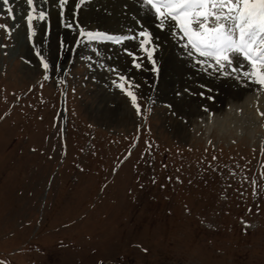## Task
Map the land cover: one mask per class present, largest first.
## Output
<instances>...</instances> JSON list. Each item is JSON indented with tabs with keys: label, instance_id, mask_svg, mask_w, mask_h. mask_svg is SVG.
Wrapping results in <instances>:
<instances>
[{
	"label": "rangeland",
	"instance_id": "1",
	"mask_svg": "<svg viewBox=\"0 0 264 264\" xmlns=\"http://www.w3.org/2000/svg\"><path fill=\"white\" fill-rule=\"evenodd\" d=\"M93 1L35 0L47 16L33 35L26 0H0V264H264V86H242L263 98L251 118L215 121L243 100L206 83L250 81L248 64L224 75L168 31L191 71L154 77L139 1L129 24L104 26Z\"/></svg>",
	"mask_w": 264,
	"mask_h": 264
},
{
	"label": "snow or ice",
	"instance_id": "2",
	"mask_svg": "<svg viewBox=\"0 0 264 264\" xmlns=\"http://www.w3.org/2000/svg\"><path fill=\"white\" fill-rule=\"evenodd\" d=\"M2 2L7 5L9 0ZM39 2L46 8L48 0ZM26 3L30 6L26 15L27 26L34 35V20L45 21L47 12L44 8L38 10L35 0H26ZM54 3L64 9L68 0H54ZM139 3L160 30L177 34L179 39L187 41L184 47L188 49V55L203 58L197 59L196 63L207 64L224 75L230 74L224 71L226 68L237 72L247 63L252 70L243 71V76L264 86V0H139ZM8 11L11 12V8ZM0 27L7 28L6 25ZM66 27L72 25L66 24ZM81 35L89 41L115 39L116 43L137 38L135 35L114 38L93 32H81ZM138 35L145 38L140 40L141 47L154 65V70L158 71L153 59L156 48L148 47L152 43L151 33L141 30ZM43 66L48 68L47 63ZM135 67L140 68L141 64L135 63ZM125 79L120 77L121 81ZM127 94L136 104V96L131 91Z\"/></svg>",
	"mask_w": 264,
	"mask_h": 264
},
{
	"label": "bare ground",
	"instance_id": "3",
	"mask_svg": "<svg viewBox=\"0 0 264 264\" xmlns=\"http://www.w3.org/2000/svg\"><path fill=\"white\" fill-rule=\"evenodd\" d=\"M134 1L136 3H138L139 0H134ZM99 4H100V6L101 5L102 6L101 7L99 6L100 7V8H98L99 13L96 16L98 18L94 22L102 24V26H104L107 23L110 24V25L117 24V23L120 24V25L121 24L125 25V23L129 24V22L131 20L132 21L134 20L132 18V14L135 13L137 16H139L138 13H137L138 12L137 11V7L138 6L135 5V4H132V3H128V0H106L105 3H104V1H102V2H99L98 5ZM124 5H129V7H128L129 10L124 9ZM125 7H127V6H125ZM71 8H72V11L75 10L74 5ZM50 13H51L50 22L52 23L51 27L52 28L54 27L53 31L50 32V34L53 33L54 36H56L55 38L57 39L59 34L57 32L56 25L59 23V20L61 19V16H60L61 14L59 12V8L58 7H57V10H56V7H55V9L50 11ZM141 13L145 15V16L142 15L143 19H141L144 22V25H147V26L151 27V29L153 30L152 33L159 40L158 44L157 43H155V44L159 45L158 48L161 47V49L159 51H155L154 54H153L154 55L153 59L154 60L156 59L155 60L156 61L155 68H157L158 71L154 70V65L152 64L151 71H150V72H152L151 74L154 77L161 78L160 75L164 71L177 70V71H174L176 73H180V71H182V72L191 71V69H188L187 64L185 63V61L189 62L187 60L188 58L180 56V53L182 54V52L180 50H179L180 52H176V50H177V47H176L177 46V42H176V40L172 38V36L168 33L167 30H163V31L160 30L155 25V22L152 19L151 15H149V17L151 18L150 19V18H147L148 15H146L143 12H141ZM68 15L71 17L72 14L70 15L68 13ZM65 33H68V34H66L67 38L65 37L66 40H67V44H71L72 45L75 41H77V38L79 37V35L77 33L75 34V32H70L69 30L68 31L65 30ZM153 34H151V35H153ZM119 37H121V36H119ZM173 47L176 50H173ZM246 64L247 63H244V65H246ZM244 65H243V67H244V70H245L247 68H245ZM250 69H248V70H250ZM232 77H233V75H230V76H227V77H224V76L220 77V79L217 78L214 81L209 80L210 83H206V85L212 86L213 88H215L217 86H221L222 91L224 93L228 94L229 97H234V99H236L238 101L242 99L243 100L242 104H239L238 106H235V105H237L236 103H234L235 105L233 103L230 104L231 102L229 101L228 102L229 105L227 107V111H224V112H219L218 111L219 113L215 112L214 115H213L214 117H211V119L214 118L215 121H220V122L224 123L225 125H230L231 123H236L237 125H241L244 121H246V118L247 119L251 118L250 117L251 113L249 112L250 111L249 107H250V102H252V99L257 98V99H259L261 101L263 98L259 97L258 93L257 94H250L249 93L250 95H247L248 91L253 90L256 87L255 86L256 83L252 82V83L249 84L250 81L244 80L243 83L240 84L236 80L234 81L232 79ZM194 79H192L190 76L187 77L186 84L189 85V86L191 84H193V83L197 84V82L199 80H194ZM244 85L245 86L254 85L255 87L253 89L247 90V89H249V87H246V88L243 87L242 88V86H244ZM253 103H252V105H253ZM262 104H263V101H262ZM238 110L241 112L242 115L234 113L235 111H238ZM189 117L190 118H188V119L192 121V119L194 118V114L190 115Z\"/></svg>",
	"mask_w": 264,
	"mask_h": 264
}]
</instances>
